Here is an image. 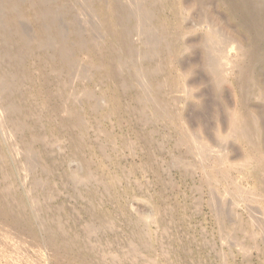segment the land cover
Masks as SVG:
<instances>
[{
	"label": "rangeland",
	"instance_id": "rangeland-1",
	"mask_svg": "<svg viewBox=\"0 0 264 264\" xmlns=\"http://www.w3.org/2000/svg\"><path fill=\"white\" fill-rule=\"evenodd\" d=\"M132 1L0 0V264H264V139L230 129L264 122V77L242 73L253 33L234 0ZM199 1L237 39L211 52L221 83Z\"/></svg>",
	"mask_w": 264,
	"mask_h": 264
},
{
	"label": "bare ground",
	"instance_id": "bare-ground-1",
	"mask_svg": "<svg viewBox=\"0 0 264 264\" xmlns=\"http://www.w3.org/2000/svg\"><path fill=\"white\" fill-rule=\"evenodd\" d=\"M8 1V0H7ZM11 1V0H10ZM14 1H16V0H14ZM139 1L140 0H138V1H132V2H129V5H127V6H123V11H127L128 13H131V14H137V13H141V12H145V11H149V8L147 9V7L148 6H144V5H140V3H139ZM214 1V0H213ZM213 1H210V2H213ZM223 1V0H222ZM234 1H236L237 2V4H236V8H237V12L239 13V15H240V18H241V21H242V24H244L245 25V30L248 32V31H250V32H252L253 34H251V33H249L250 35H251V37L248 39V41H247V46L249 47V49L247 50V54H248V60L246 61L247 63H245V65H244V67L242 68L243 69V77H244V79H243V81H244V86L246 85L247 87H250L251 86V84H260V79L262 78V77H264L263 75H264V73H263V75L262 74H260V72H263V71H261V70H263V68H264V0H234ZM13 2V1H12ZM125 2V1H124ZM185 2V1H184ZM188 2V1H187ZM189 2H192V1H190L189 0ZM207 2H208V0H207ZM216 2V1H215ZM214 2V4H216ZM8 3H11V2H8ZM14 3V2H13ZM13 3H11V4H13ZM16 3V2H15ZM20 3H21V1H20ZM197 3H198V1H197ZM186 4V3H185ZM189 5H190V3H188ZM207 4L208 3H206V1L204 2V1H199V6H200V8H201V10L202 9H204V12L206 13V14H208V12H207ZM226 4V3H225ZM232 4V3H231ZM4 5V4H3ZM16 5H19V2L16 4ZM21 5V4H20ZM84 5V4H83ZM212 5V4H211ZM210 5V6H211ZM234 5H235V3H234ZM7 6H9V9H10V5H7ZM12 6V5H11ZM187 5H185L184 7H186ZM192 6V5H191ZM190 6V7H191ZM195 6V5H194ZM223 6V5H222ZM21 7V6H20ZM48 7V6H47ZM52 7H54V6H52ZM52 7H48L47 9L48 10H51V9H53ZM70 7V6H69ZM187 7H189V6H187ZM186 7V8H187ZM196 7H197V5H196ZM195 7V8H196ZM231 7V6H230ZM12 8V7H11ZM14 8H15V6H14ZM17 8H18V6H17ZM55 8V7H54ZM193 8V7H192ZM198 8V7H197ZM8 9V8H7ZM18 9H20V10H22L21 8H18ZM47 9L45 10V11H47ZM208 9H210L209 7H208ZM215 9V8H214ZM218 9V8H217ZM216 9V10H217ZM55 10V9H54ZM232 10V9H231ZM23 11V10H22ZM197 11H199V10H197ZM235 11V12H236ZM55 13H56V11H54ZM58 12H60V11H58ZM202 12H203V10H202ZM213 12H214V10H213ZM231 12V11H230ZM54 13V14H55ZM62 13V12H61ZM216 13V12H215ZM217 13H218V11H217ZM232 13V12H231ZM237 13V14H238ZM233 14V13H232ZM148 14H145V16L144 17H142V18H140V22H139V24L136 26L137 28H139L140 29V33L139 34H141V33H148V37H147V39L149 40V42L150 43H152V44H155V43H157V42H159V43H161V41H164V37H162V35L158 32V31H160V29L159 30H157V31H155L156 29H157V27H155V25H154V27H152L153 26V23L155 22H153L152 23V19H150V17H148L147 16ZM202 15V14H201ZM217 15V14H216ZM209 16H210V14H208V15H206V19L203 17V19H205V20H207L208 22H209V25L212 23V24H214L213 26H211V28H210V32H209V34H207V37L205 38L206 39V41H204V43H205V51H204V58H205V67H206V69L211 73V74H213L214 76V79L217 81V82H219V80L221 79V77H220V75H222V73L220 74V73H218L217 72V70H219V68L221 67V65L219 64V61L221 60H219V54L217 55L216 54V56H212L211 55V52H212V54H215V53H213V52H215L216 51V47L218 46V41H220L221 43H222V41L225 43V47H230V45H231V43L232 42H236L237 41V39L234 37V36H230V37H227V36H223V40H221L222 38H221V36H222V32L220 31V30H217L214 26H215V23L214 22H211L212 21V19L211 18H209ZM221 16V15H220ZM159 17V16H158ZM237 17V16H236ZM62 18V17H61ZM214 18V17H213ZM159 19V18H158ZM162 19V18H161ZM201 19H202V17H201ZM238 19V18H237ZM55 20V19H54ZM52 21V20H51ZM64 21V20H63ZM159 21H161V20H159ZM206 21V22H207ZM219 21V20H218ZM53 22V21H52ZM163 22V21H162ZM205 21H203V23H204ZM240 22V21H239ZM239 22H237V24L239 23ZM157 23V21L154 23V24H156ZM159 23V22H158ZM157 23V24H158ZM201 23V22H200ZM199 23V24H200ZM228 23V22H227ZM161 25H163V23H160ZM208 23H206V25H207ZM223 24V23H222ZM229 24V23H228ZM49 25V24H48ZM160 25V26H161ZM201 25V24H200ZM239 25H240V23H239ZM50 26V25H49ZM64 26V25H63ZM164 26H166V25H164ZM226 26V25H225ZM127 27V26H126ZM167 27V26H166ZM241 27V26H240ZM124 28V27H123ZM160 28V27H159ZM164 28V27H163ZM171 29V28H170ZM169 29V30H170ZM137 30V29H136ZM165 30H167V29H165ZM226 30V29H225ZM123 31L124 32H126L127 33V31H129V29H127V28H125V29H123ZM139 31V30H138ZM51 32V31H50ZM61 32V31H60ZM64 32V31H63ZM62 32V33H63ZM66 32V31H65ZM161 32H162V30H161ZM166 32V31H165ZM169 32V31H168ZM171 32V31H170ZM44 33V32H43ZM123 33V32H122ZM246 33V32H245ZM64 34V33H63ZM62 34V35H63ZM128 34H129V32H128ZM162 34H165L164 33V31L162 32ZM171 33H169V35H170ZM224 34V33H223ZM122 35V34H121ZM166 35V34H165ZM168 35V36H169ZM245 35H248L247 33L245 34ZM50 36V35H49ZM68 37V36H67ZM125 37V36H124ZM123 37V38H124ZM130 37V36H129ZM162 38H163V40H162ZM165 38H168L167 37V35L165 36ZM248 38V37H247ZM70 39V38H69ZM127 39V38H126ZM130 39V38H129ZM63 40H64V38H63ZM121 40V39H120ZM131 40V39H130ZM169 40V39H168ZM245 40H247V39H245ZM241 41V40H240ZM242 41H243V39H242ZM67 42H68V40H67ZM132 42V41H131ZM219 42V43H220ZM65 43V42H64ZM121 44H123V43H121ZM163 44V43H162ZM165 44V43H164ZM232 44H234V43H232ZM125 45H127L128 46V44H125ZM167 45H168V43H167ZM236 45V44H235ZM240 45V44H239ZM242 45V44H241ZM239 46V48L238 49H241V47L243 48V46ZM244 45V44H243ZM164 46H166V45H164ZM163 46V47H164ZM223 46V45H222ZM237 46V45H236ZM61 47H62V45H61ZM66 47V46H65ZM124 47V46H123ZM132 47V46H131ZM162 47V48H163ZM167 47V46H166ZM224 47V46H223ZM223 47H222V50L224 51V49H223ZM22 48H23V46H22ZM133 48V47H132ZM161 48V49H162ZM219 48V47H218ZM131 49V48H130ZM21 50V49H20ZM23 50V49H22ZM128 50V49H127ZM135 50V49H134ZM134 50H132V52L134 51ZM163 50V49H162ZM242 50L243 49H241V51L240 52H242ZM131 51V50H130ZM164 51V50H163ZM163 51L161 52V53H163ZM226 51V50H225ZM64 52V51H63ZM66 52V51H65ZM132 52H131V54H132ZM137 52V51H136ZM150 52H151V54H155V53H160V47H156V48H153L152 50H150ZM128 53H130V52H128ZM245 53V52H244ZM70 54V53H69ZM136 54V53H135ZM164 54V53H163ZM227 53H225V55H226ZM155 55H157V54H155ZM162 55V54H161ZM243 55H245L246 56V54H243ZM158 56V55H157ZM156 56V57H157ZM155 57V58H156ZM159 57H162V56H159ZM164 57V56H163ZM244 57V56H243ZM221 58V57H220ZM65 59V58H64ZM160 59V58H159ZM165 59V58H164ZM155 60V59H154ZM157 60H158V58H157ZM156 60V61H157ZM163 60V59H162ZM223 60V59H222ZM221 60V61H222ZM156 61H155V63H156ZM159 61V60H158ZM72 62V61H71ZM160 62H161V59H160ZM69 63V62H68ZM77 64V63H76ZM153 64V63H152ZM81 66V65H80ZM142 67V66H141ZM144 68V67H143ZM254 68H256L255 70H254ZM75 69V68H74ZM142 69V68H141ZM140 69V70H141ZM146 70V69H145ZM145 70H141L142 72L143 71H145ZM221 70H223V69H221ZM241 70V69H240ZM224 71V70H223ZM149 72H151V71H149ZM148 71L146 72L147 74L145 75L146 77H147V81H149L148 80V78H150V80L151 79H153L154 77V75L153 76H151V74L149 73ZM138 73H141V72H138ZM225 73V72H224ZM223 73V74H224ZM144 74V73H143ZM142 74V75H143ZM153 74H154V72H153ZM144 76V75H143ZM241 76V75H240ZM145 77V78H146ZM157 77V76H156ZM144 78V77H143ZM166 78V77H165ZM4 79H5V77H4ZM6 79H7V76H6ZM5 79V80H6ZM155 79H157V78H155ZM167 79V78H166ZM225 79V78H224ZM145 80V79H144ZM168 80V79H167ZM7 82H9L8 80H6ZM263 81V80H262ZM7 82H5L6 84H7ZM162 82H164V81H162ZM219 83H221V82H219ZM218 83V84H219ZM9 84V83H8ZM164 84V83H163ZM255 84H254V87H255ZM167 85V84H166ZM264 85V84H263ZM161 86V85H160ZM159 86V87H160ZM163 86V85H162ZM165 86V85H164ZM261 86V85H260ZM260 86H258L259 88H260ZM2 87V86H1ZM6 87V86H5ZM166 87V86H165ZM164 87V88H165ZM217 87V86H216ZM1 89V88H0ZM217 89H218V87H217ZM164 90V89H163ZM167 90V89H166ZM169 90V89H168ZM171 90V89H170ZM261 90V92H260V95L261 94H263L264 92H263V90L264 89H260ZM149 92H151L150 91V89L148 90ZM156 91H157V89H156ZM258 91V90H257ZM164 92V91H163ZM259 92V91H258ZM152 93H153V91H152ZM162 93V92H161ZM166 93V92H165ZM253 93V92H252ZM6 94V93H5ZM147 94H148V92H147ZM150 94V93H149ZM155 94V93H154ZM159 94V93H158ZM170 94V93H169ZM257 94V93H256ZM150 96H151V94H150ZM152 96H153V94H152ZM152 96H151V98H152ZM158 96V95H157ZM157 96H156V98L155 99H157ZM160 96V95H159ZM253 96V95H252ZM263 96V95H262ZM261 96V97H262ZM155 97V95L153 96V98ZM13 98H11V100H12ZM165 100H166V98H164ZM164 99H163V102H164ZM8 100V99H7ZM161 100V99H160ZM260 100V99H259ZM262 100V99H261ZM6 102H8V101H6ZM160 102V101H159ZM158 102V103H159ZM166 103H167V101H166ZM7 104V103H6ZM15 104V103H14ZM157 104V103H156ZM263 104H264V102H263ZM158 105V104H157ZM166 105V104H165ZM9 106V105H8ZM13 106V105H12ZM16 106V105H15ZM20 106V105H19ZM4 107H5V104H4ZM7 107V106H6ZM158 107H159V105H158ZM163 107H164V105H163ZM163 107H162V109L161 110H165V109H163ZM159 109H160V107H159ZM18 110V109H17ZM167 110V109H166ZM12 111H13V109H12ZM158 111V110H157ZM262 111V110H261ZM260 111V112H261ZM264 111V110H263ZM25 112V111H24ZM159 112H161V111H159ZM24 114V113H23ZM263 114V113H262ZM234 115V117H235V114H233ZM21 116H23V115H21ZM25 116V115H24ZM27 116V115H26ZM25 116V117H26ZM237 116H239V115H237ZM236 116V117H237ZM256 116H258V115H256ZM261 116H263V115H260V117ZM239 117H241V116H239ZM238 117V118H239ZM264 117V116H263ZM22 118V117H21ZM248 118H250V120H246V121H244V119L242 120V118H240V120L239 119H233V118H231V120L232 121H230L231 122V130L233 131V133H234V135L236 134V133H238V135H239V132H243V134H244V138L245 139H247V142L249 141L250 143H251V145L254 147V149L256 150V151H258V152H260L261 150H260V146H259V144H257V141L259 140V139H261V137L264 139V122L262 121L263 119L262 118H255V117H248ZM20 119V118H19ZM19 119H18V121H16V123H18V124H20V121H23L22 119L19 121ZM262 119V120H261ZM72 120H73V118H72ZM71 120V121H72ZM69 121H70V119H69ZM18 124H17V126H18ZM28 124V123H27ZM22 126H24V125H22ZM221 134V133H220ZM242 134V135H243ZM221 136H223V135H221ZM218 137V136H217ZM242 138V137H241ZM262 141H264V140H262ZM262 141L260 142V143H262ZM259 143V142H258ZM264 143V142H263ZM218 143H216V145H217ZM248 144V143H247ZM212 145H213V143H212ZM221 145V144H220ZM260 145H262V144H260ZM259 146V147H258ZM203 147H204V155L206 154V151L208 152V150H209V152H210V150H211V148L209 147V145L207 146H204L203 145ZM220 147V149L222 148L221 146H219ZM209 148V149H208ZM214 148V147H213ZM264 148V147H263ZM225 150V149H224ZM220 151V150H219ZM220 153V152H219ZM209 154H207L206 156H208ZM211 156H209V158H210ZM224 158V157H223ZM220 159V158H219ZM223 160H228L227 159V156H226V159H223ZM264 163V162H263ZM255 197H257V195L255 196ZM257 198H259V197H257ZM254 199V198H253ZM261 199V198H260ZM263 199V198H262ZM259 200V199H258ZM255 201H257V200H255ZM260 201V200H259ZM258 202V201H257ZM216 208V207H215ZM224 215V214H223ZM220 217V216H219ZM220 219V218H219ZM224 219V218H223ZM224 223V222H223ZM235 226V225H234ZM232 228V227H231ZM235 228V227H234ZM240 228V227H239ZM230 229V228H229ZM228 230V229H227ZM237 230H238V228H237ZM231 232V231H230ZM232 235V234H231Z\"/></svg>",
	"mask_w": 264,
	"mask_h": 264
}]
</instances>
